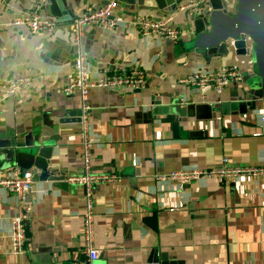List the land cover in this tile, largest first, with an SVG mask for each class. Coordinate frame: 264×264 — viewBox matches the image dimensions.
Masks as SVG:
<instances>
[{
  "label": "crops",
  "instance_id": "obj_1",
  "mask_svg": "<svg viewBox=\"0 0 264 264\" xmlns=\"http://www.w3.org/2000/svg\"><path fill=\"white\" fill-rule=\"evenodd\" d=\"M41 0H0V80L32 78L29 89L0 96V129L17 131L37 115L79 111L78 93L62 88L78 49L70 24L87 6L110 0H67L69 20L51 33L32 34L10 22ZM237 0H227L235 12ZM46 10V12L44 11ZM45 17L56 20L43 7ZM163 16L147 5H118L117 28L85 29L80 49L91 74L135 66L147 75L146 85L92 88L87 96L88 137L92 170L118 175L115 182L93 188L95 247L93 264H144L150 251L165 252L183 264H264V175L236 181L197 178L187 183L155 179L174 170L222 166H264V99L240 110L234 101L244 88L243 74L253 76L254 55L206 58L189 46L192 33L181 14L179 42L143 37L132 25L137 15ZM219 23L225 19L217 17ZM235 66L241 81L221 93H200L185 80L198 69ZM207 102L218 105L216 118L198 120L181 108ZM168 108L167 113L154 112ZM221 107L226 108L225 113ZM80 124L59 128L50 168L65 174L64 182L39 180L31 186V216L21 254L11 253L9 228L17 202L0 185V264H86L82 214L84 188L66 176L83 172ZM0 170V180L13 168ZM33 174L35 170L30 169ZM34 177V175H33Z\"/></svg>",
  "mask_w": 264,
  "mask_h": 264
},
{
  "label": "built area",
  "instance_id": "obj_2",
  "mask_svg": "<svg viewBox=\"0 0 264 264\" xmlns=\"http://www.w3.org/2000/svg\"><path fill=\"white\" fill-rule=\"evenodd\" d=\"M117 4L110 0L102 6H87L84 11L71 22L70 26L75 34L78 49L74 56L70 70L65 76V84L62 88L65 93H78L81 100L80 108V158L83 164V172L68 175L65 181L69 184L82 185L84 188V211L82 214V239L83 250L87 254V263L93 264L98 258V250L95 247L94 229V199L93 188L103 182H115L118 175L108 172H95L92 170L91 140L88 137V111L87 96L92 88L121 89L128 88L138 90L147 83V75L138 66L129 69H106L94 77L89 69L86 55L80 49V41L88 27H99L106 30L115 29L120 25L119 18L115 15ZM208 4L205 0H185L177 8L164 16L155 17L137 14L132 18V25L145 38L160 37L177 43L183 34V28L174 23V16L181 12L200 14ZM43 4L40 1L33 2L30 7L20 13L9 23L11 26H24L32 34L51 33L57 26L54 19L45 17L42 13ZM32 78L27 76H9L0 80V96H12L17 92L29 89ZM191 87L200 93L212 90L221 93L232 83L241 81V73L235 66L219 69H198L191 73L185 80ZM224 163L226 161L224 160ZM222 164L216 168L174 170L165 174H157L158 181L171 180L187 183L197 178H218L225 181H236L240 176H263L264 166H227ZM33 184V172L15 167L6 179L0 180V185L13 194L17 202L16 212L10 220L9 240L11 253L18 255L23 253L26 241V226L31 216L33 200L29 196Z\"/></svg>",
  "mask_w": 264,
  "mask_h": 264
},
{
  "label": "water",
  "instance_id": "obj_3",
  "mask_svg": "<svg viewBox=\"0 0 264 264\" xmlns=\"http://www.w3.org/2000/svg\"><path fill=\"white\" fill-rule=\"evenodd\" d=\"M48 14L57 23L69 20L67 0H41ZM118 5L143 6L158 11L163 16L176 12L185 0H114ZM208 4L200 14L181 12L182 20L190 27L192 37L189 46L206 58L227 56L233 51L237 56L254 55L253 76L243 74L245 81L241 94L234 100L240 110L256 106L264 99V0H237L235 12L228 11L227 0H205ZM108 3V1H107ZM225 19L219 23L217 17ZM167 113L168 108H155L154 112ZM218 105L198 102L181 108L182 113L198 120L216 118ZM225 113L226 108L221 107ZM80 112L68 111L64 115L50 111L37 115L27 126L5 133L0 129V170L12 166L23 170H35L39 180L61 181L65 174L50 168L53 146L52 140L59 138V128L66 123L80 124ZM80 133V127L78 134ZM144 264H183L165 252L152 250Z\"/></svg>",
  "mask_w": 264,
  "mask_h": 264
},
{
  "label": "rangeland",
  "instance_id": "obj_4",
  "mask_svg": "<svg viewBox=\"0 0 264 264\" xmlns=\"http://www.w3.org/2000/svg\"><path fill=\"white\" fill-rule=\"evenodd\" d=\"M46 12V10H44Z\"/></svg>",
  "mask_w": 264,
  "mask_h": 264
}]
</instances>
